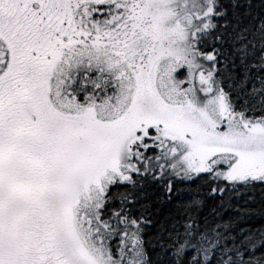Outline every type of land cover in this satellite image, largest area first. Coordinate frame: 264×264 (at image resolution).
Here are the masks:
<instances>
[{"label": "snow or ice", "instance_id": "obj_1", "mask_svg": "<svg viewBox=\"0 0 264 264\" xmlns=\"http://www.w3.org/2000/svg\"><path fill=\"white\" fill-rule=\"evenodd\" d=\"M0 264H264V0H0Z\"/></svg>", "mask_w": 264, "mask_h": 264}]
</instances>
